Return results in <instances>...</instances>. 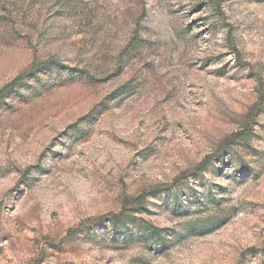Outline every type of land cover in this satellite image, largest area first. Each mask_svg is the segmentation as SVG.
Here are the masks:
<instances>
[{
  "label": "rangeland",
  "instance_id": "obj_1",
  "mask_svg": "<svg viewBox=\"0 0 264 264\" xmlns=\"http://www.w3.org/2000/svg\"><path fill=\"white\" fill-rule=\"evenodd\" d=\"M0 264H264V0H0Z\"/></svg>",
  "mask_w": 264,
  "mask_h": 264
},
{
  "label": "trees",
  "instance_id": "obj_2",
  "mask_svg": "<svg viewBox=\"0 0 264 264\" xmlns=\"http://www.w3.org/2000/svg\"><path fill=\"white\" fill-rule=\"evenodd\" d=\"M149 233L152 234V236H157V237H159L158 235H155V234L153 233L152 230H150Z\"/></svg>",
  "mask_w": 264,
  "mask_h": 264
}]
</instances>
